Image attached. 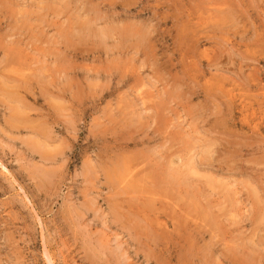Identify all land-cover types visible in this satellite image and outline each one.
Here are the masks:
<instances>
[{"label":"rangeland","instance_id":"374dc122","mask_svg":"<svg viewBox=\"0 0 264 264\" xmlns=\"http://www.w3.org/2000/svg\"><path fill=\"white\" fill-rule=\"evenodd\" d=\"M0 264H264V0H0Z\"/></svg>","mask_w":264,"mask_h":264},{"label":"bare ground","instance_id":"6f19581e","mask_svg":"<svg viewBox=\"0 0 264 264\" xmlns=\"http://www.w3.org/2000/svg\"><path fill=\"white\" fill-rule=\"evenodd\" d=\"M229 16V15H228ZM207 32V31H206ZM104 37V36H103Z\"/></svg>","mask_w":264,"mask_h":264}]
</instances>
